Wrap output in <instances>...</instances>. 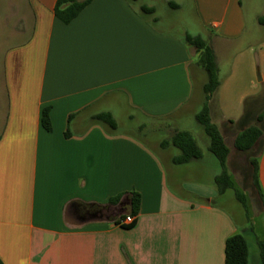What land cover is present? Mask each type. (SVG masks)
Masks as SVG:
<instances>
[{"label": "crops", "instance_id": "1", "mask_svg": "<svg viewBox=\"0 0 264 264\" xmlns=\"http://www.w3.org/2000/svg\"><path fill=\"white\" fill-rule=\"evenodd\" d=\"M159 1L166 12L181 7ZM55 2L0 0V264H224L226 238L235 232L245 236L249 264H260L264 0H186L195 34L161 24L157 0H90L68 23L55 16ZM186 33L201 36L215 55L220 84L209 101L211 120L223 134L234 128L233 139L248 126L262 131L244 159L251 177L250 160L257 164L256 212L233 191L239 207L227 209L221 197L232 189L217 192L215 156L175 164L179 150L160 145L172 134L158 138L159 154L118 130L115 107L172 133L187 131L170 123L181 124L190 108L196 120L206 77ZM44 107L49 131L41 124ZM99 112L111 113L116 127L95 120ZM131 191L140 204L137 214L125 213L129 224L114 222L128 206L124 197L100 217L81 206Z\"/></svg>", "mask_w": 264, "mask_h": 264}, {"label": "trees", "instance_id": "2", "mask_svg": "<svg viewBox=\"0 0 264 264\" xmlns=\"http://www.w3.org/2000/svg\"><path fill=\"white\" fill-rule=\"evenodd\" d=\"M89 1L90 0H56L53 11L59 20H61L63 23H68ZM169 4L171 6H176L174 2H169ZM140 9L143 12H149L152 10V8L144 5L141 6ZM258 22L264 25V14L258 17ZM184 40L187 44L193 46L196 52H198L197 62L203 69L206 77L202 88L204 93V102L202 107L195 114V119L202 126L205 134L208 136V150L215 156L220 165V172L214 178L217 192L222 193L227 189H232L236 200L246 210V197L234 185L227 170L226 159L229 154V149L218 126L210 119L209 101L220 84L213 49L210 44L199 35H191L186 33ZM48 111V107H44L42 109L41 124L45 130L49 131L51 130V123L49 120ZM260 117L261 116H259V119ZM94 119L106 124L112 129L116 127L115 119L109 112H99L94 115ZM261 135L262 131L258 126H248L236 134L233 139V147L238 151H248L253 147ZM160 145H173L179 150V153L174 155L171 159L175 164H183L192 159H197L202 155V151L194 137L188 131L184 130L174 131L169 138L163 139L160 142ZM250 164L252 165L253 184L259 197H262L256 176L257 164L255 159H251ZM123 197L126 198L129 203L127 207H124V213L115 216L114 222L117 223L118 220L123 218L127 212L133 215L137 214L140 204L139 193L131 191L124 196L123 194H116L109 198L107 204L101 205L82 202L81 206L84 211H86L89 215L91 214L90 216L100 217L110 206L119 204ZM257 246L259 250L260 264H264V237L257 240ZM224 254V264H249L248 244L245 236L239 232L229 235L225 241Z\"/></svg>", "mask_w": 264, "mask_h": 264}, {"label": "rangeland", "instance_id": "3", "mask_svg": "<svg viewBox=\"0 0 264 264\" xmlns=\"http://www.w3.org/2000/svg\"><path fill=\"white\" fill-rule=\"evenodd\" d=\"M179 2L181 4V7L179 10H173L170 12H166L165 6L161 4V1L157 0V3H158L157 6L159 7V13H161V17H160L161 24H163V22H170V24H172L170 26L171 30L175 33H181L185 29V25H186L188 31H190V33L192 34H195V31H197V24L189 12V6L186 3V0L185 1L179 0ZM242 43L243 42H240V43L237 42L235 43V45L233 44L234 46H232V48L237 51L238 46L242 45ZM235 55H237V53H235ZM256 74L257 76H259V71H257ZM194 78H195V82L199 84L200 75L196 73L194 74ZM199 107L201 108L202 106H199ZM190 110L189 112H185V114H183L182 116L183 121L181 124L179 123L178 126L177 125L173 126V123H170L171 122L170 121L169 122L170 126L176 127L177 129H186L187 131H189L193 135L194 139L196 140L202 153H204V157L208 158V162L211 163L215 161L216 159L214 158V155L210 153V151H207L206 149L208 145V136L205 134L202 126L196 120H194V118H192ZM113 113L118 119V123H119L118 130L119 131L131 133L143 139L144 141L147 142V144L153 150L157 151L159 154H162V152L160 153V149L157 147L156 142L158 138L160 137H163V138L169 137L172 134L171 131L173 130H165V129L160 130L157 127L159 123L162 124L161 122L157 123L154 121L146 120V119L141 118L137 114L134 116L133 120H130L126 117L125 110L124 111L121 110L120 107H115V109L113 110ZM139 121L144 122V127L142 129H138L136 126V124ZM211 121L220 127L219 123L217 124L213 120ZM235 131L236 130L232 128L229 132L225 131L223 134L222 129H220V132L225 137L224 141L229 149V154L226 159L227 170L229 174H231V177H232L231 179L234 185L237 187V189L241 193L245 195L246 204L249 210L256 212L259 209V203H258V200L256 199L255 192L253 189L250 167H248V165L245 163V160H244L245 158H248L247 156L251 155L252 151H249V150L248 151H238L233 147L232 135ZM173 150H175L174 147L170 148L169 153L173 152ZM212 167H213V163H212ZM190 175L193 176V180L201 179V177L194 176V173H191ZM231 191L232 190H228L226 194L224 195V197H221V198L222 200L225 201L224 204L227 207V209L233 212H236L239 205L237 202L232 200ZM261 220L262 222H264L263 215H259L256 218L257 222ZM257 232L260 234L262 233L260 229H258Z\"/></svg>", "mask_w": 264, "mask_h": 264}, {"label": "built area", "instance_id": "4", "mask_svg": "<svg viewBox=\"0 0 264 264\" xmlns=\"http://www.w3.org/2000/svg\"><path fill=\"white\" fill-rule=\"evenodd\" d=\"M132 220H133V217L127 214L123 218L119 219V224H124V223L129 224L132 222Z\"/></svg>", "mask_w": 264, "mask_h": 264}]
</instances>
